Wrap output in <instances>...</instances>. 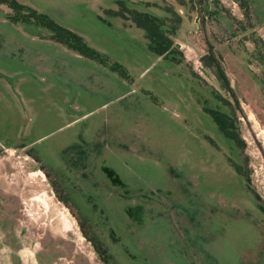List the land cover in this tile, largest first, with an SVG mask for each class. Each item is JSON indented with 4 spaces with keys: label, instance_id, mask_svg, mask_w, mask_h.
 Segmentation results:
<instances>
[{
    "label": "rangeland",
    "instance_id": "1",
    "mask_svg": "<svg viewBox=\"0 0 264 264\" xmlns=\"http://www.w3.org/2000/svg\"><path fill=\"white\" fill-rule=\"evenodd\" d=\"M17 1L97 53L0 4V264H264V0ZM166 6L159 56L130 10Z\"/></svg>",
    "mask_w": 264,
    "mask_h": 264
},
{
    "label": "trees",
    "instance_id": "2",
    "mask_svg": "<svg viewBox=\"0 0 264 264\" xmlns=\"http://www.w3.org/2000/svg\"><path fill=\"white\" fill-rule=\"evenodd\" d=\"M181 5H184V2L182 0H178ZM8 4L11 7H13L16 10L19 9H29L32 11V14L35 16H38L41 19V22L44 24L50 25L55 32L57 33L59 39L62 41H65V43H68L71 47L78 48V46H75L73 42L80 43L79 45L83 48H80V51H83L84 53H87L89 56L95 57L96 50H94L92 47L87 45L86 42L83 41V38L79 36L77 33L73 32L72 30L65 28L59 24H57L54 20L48 18L44 14H38L35 10H33L31 7L19 3L17 0H0V4ZM208 8V5L206 6ZM132 14V20L141 28L144 29L146 37L149 41L150 49H152L157 55H165L170 53L172 51L171 49L177 48L173 39L171 38V35L175 33V31L178 29L179 25L181 24L182 17L177 12V10L173 6H166L165 8V16L160 17L153 14H150L148 12H142L138 10H130ZM174 22V23H173ZM73 45V46H72ZM212 59V56L209 55L206 58L203 59L206 65L212 66L214 64H211L212 62L210 59ZM206 59H209L208 61H205ZM216 69V75L218 79L221 81L224 88L231 89L230 86V80L228 79L227 75L225 74V71L223 67L217 63L216 66H214ZM213 117L215 121L217 122L219 128L221 131L229 137L231 140H233L236 145L241 144V139L234 129V119L225 112L213 111ZM44 170V168H43ZM62 201H64L68 207V202L65 201L63 198H61ZM259 209L264 214V206L262 204H258ZM79 216L77 215V218ZM82 222V226L85 229L84 222L78 218ZM96 246V249L101 254L102 258L106 257L108 254V251L101 245L99 242H97L95 239H91ZM104 262L108 264L106 259H104Z\"/></svg>",
    "mask_w": 264,
    "mask_h": 264
},
{
    "label": "flooded vegetation",
    "instance_id": "3",
    "mask_svg": "<svg viewBox=\"0 0 264 264\" xmlns=\"http://www.w3.org/2000/svg\"><path fill=\"white\" fill-rule=\"evenodd\" d=\"M97 168H98V174H97L96 178L98 179L99 185L107 183V185L112 190L111 193H113L115 196V194H116L115 190L113 191L112 188L113 187H114V189L115 188H121V187H123V185H125V183L122 181L120 175L118 174L117 170L115 168L107 166V165H99ZM89 180H90V178H89ZM98 182H97V184H98ZM111 193L109 195H111ZM116 203H117L116 201L113 202V206L115 208H116ZM126 212H127L128 216L131 218L132 217L131 209L127 208Z\"/></svg>",
    "mask_w": 264,
    "mask_h": 264
}]
</instances>
